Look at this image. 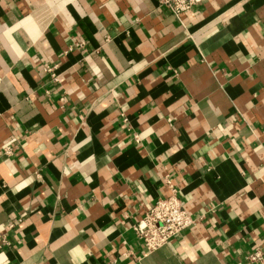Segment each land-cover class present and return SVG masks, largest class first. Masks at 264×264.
Returning <instances> with one entry per match:
<instances>
[{
	"label": "crops",
	"instance_id": "obj_1",
	"mask_svg": "<svg viewBox=\"0 0 264 264\" xmlns=\"http://www.w3.org/2000/svg\"><path fill=\"white\" fill-rule=\"evenodd\" d=\"M167 178L195 224L147 253ZM0 235V264H264V0H0Z\"/></svg>",
	"mask_w": 264,
	"mask_h": 264
},
{
	"label": "built area",
	"instance_id": "obj_2",
	"mask_svg": "<svg viewBox=\"0 0 264 264\" xmlns=\"http://www.w3.org/2000/svg\"><path fill=\"white\" fill-rule=\"evenodd\" d=\"M203 2L204 0H158L159 6L169 11L178 20L193 8L201 6ZM44 71L53 83L58 82L54 68L47 67ZM6 153L9 154L8 151ZM166 183L171 189V196L153 202L151 208L147 210L143 218L133 225V230L147 253L155 252L171 244L176 236L190 229L195 224L194 219L184 209L182 201L178 196V191L168 178L166 179ZM13 228L14 226L10 225V229ZM4 245H7V238L0 235V248ZM250 260L260 261L262 258L257 253Z\"/></svg>",
	"mask_w": 264,
	"mask_h": 264
}]
</instances>
